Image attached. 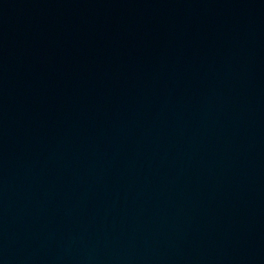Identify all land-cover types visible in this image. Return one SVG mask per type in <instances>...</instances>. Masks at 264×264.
I'll return each mask as SVG.
<instances>
[{
    "label": "water",
    "instance_id": "water-1",
    "mask_svg": "<svg viewBox=\"0 0 264 264\" xmlns=\"http://www.w3.org/2000/svg\"><path fill=\"white\" fill-rule=\"evenodd\" d=\"M0 264H264V0H0Z\"/></svg>",
    "mask_w": 264,
    "mask_h": 264
}]
</instances>
